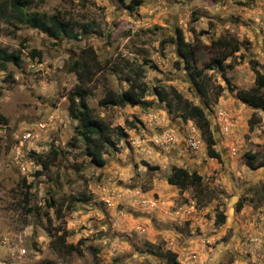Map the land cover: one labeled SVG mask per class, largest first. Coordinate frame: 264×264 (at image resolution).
<instances>
[{
	"label": "rangeland",
	"instance_id": "obj_1",
	"mask_svg": "<svg viewBox=\"0 0 264 264\" xmlns=\"http://www.w3.org/2000/svg\"><path fill=\"white\" fill-rule=\"evenodd\" d=\"M29 1V13L57 15L77 37L0 14V51L14 53L0 59V264H264V109L238 95L264 73V0H141L135 9V0ZM222 36L239 48L218 65ZM179 38L194 49L189 63ZM90 45L103 65L87 97L109 126L103 164L85 153L68 109L71 63ZM133 78L147 86L146 103L99 104ZM157 85L204 108L219 158ZM34 153L49 154L48 167ZM174 166L197 170L202 184L169 183ZM61 234L81 251L59 253Z\"/></svg>",
	"mask_w": 264,
	"mask_h": 264
},
{
	"label": "trees",
	"instance_id": "obj_2",
	"mask_svg": "<svg viewBox=\"0 0 264 264\" xmlns=\"http://www.w3.org/2000/svg\"><path fill=\"white\" fill-rule=\"evenodd\" d=\"M140 1L141 0H135L134 4H128V7L135 9L136 5L140 4ZM30 4L29 0H10L8 5L0 3V14L4 16L8 12L9 15L17 18V20L30 23L33 26H40L44 31L48 32L50 36L55 38L61 35H67L69 38L77 37V35L71 32L72 30L69 26L59 19L57 15L53 14L48 16L47 14H40L39 12L29 13L27 9ZM81 27L84 33L91 31L88 24H82ZM213 45V52L215 54L213 60L218 65H223L224 60L239 48V42L236 39L225 38L223 36L213 41ZM178 48L179 53L182 55L186 63H189L194 58L193 47L188 42L184 41L183 38H179ZM13 57L14 53L12 54L5 50L0 51V59L11 60ZM102 68L103 65L99 60L95 49L91 45L81 47L80 56L72 61L70 67V71L75 72L77 76L78 84L76 88L68 94L70 101L68 107L70 116L77 120V125L75 126L76 133L84 136L86 140L85 153L91 156V160L96 164H103L105 161L103 149L107 147V143L110 141V134L108 133L109 126L101 118L92 114L91 107L87 102V97L92 93L90 83L93 81L95 73ZM195 71L198 73L196 83L200 92L207 94L205 82L199 80V77H201L200 70ZM261 88H264V73H261L257 69L253 90L240 91L238 92V95L247 103L264 109V95L258 93V90ZM147 90L148 88L145 84L139 82L138 78H133L130 86L126 90L115 92L112 89H107L98 102L101 106H106L108 104L124 106L139 102L146 103L144 96ZM153 93L156 94L161 101L166 102L170 111H181V114L185 119H193L206 139L208 155L211 157H220L219 151L214 147L215 139L210 129V121L201 105L191 103L175 88L170 92L165 87L157 85L153 87ZM7 121L8 117L0 111V125ZM119 129L122 135L126 134L122 127ZM34 154L43 167H48L49 161L52 159L49 154ZM50 154L53 155V159L58 155L55 148H52ZM244 157H246L245 163L248 166L251 168L256 167L254 162L256 155L254 152L248 150L244 153ZM166 179L169 183L175 184L181 188L202 184V177L197 170L194 169L190 171L181 166H174L166 175ZM25 194L28 197L29 189H26ZM84 198L85 197H76L75 200H82ZM53 246L59 253L81 251L78 244L74 245L66 242L65 237L62 234L54 240ZM93 249L97 251L96 247H93ZM169 253L171 259L175 260L176 254L171 251Z\"/></svg>",
	"mask_w": 264,
	"mask_h": 264
}]
</instances>
